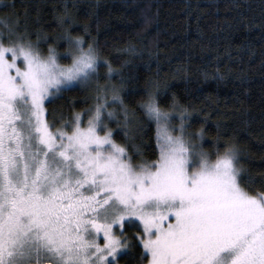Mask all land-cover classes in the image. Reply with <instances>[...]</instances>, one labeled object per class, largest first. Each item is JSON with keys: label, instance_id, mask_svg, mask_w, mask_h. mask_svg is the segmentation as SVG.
Here are the masks:
<instances>
[{"label": "snow or ice", "instance_id": "obj_1", "mask_svg": "<svg viewBox=\"0 0 264 264\" xmlns=\"http://www.w3.org/2000/svg\"><path fill=\"white\" fill-rule=\"evenodd\" d=\"M68 19L35 40L19 21H0V264H118L129 255L136 264H264V192L246 190L254 178L241 176L238 149L217 147L218 131L206 150L204 128L189 131L193 113L175 96L162 109L168 81L144 89L138 117L122 69L95 38L74 37ZM94 83L92 106L60 127L48 121L50 98ZM152 123L156 159L146 160L134 137ZM119 132L140 162L116 142Z\"/></svg>", "mask_w": 264, "mask_h": 264}, {"label": "trees", "instance_id": "obj_2", "mask_svg": "<svg viewBox=\"0 0 264 264\" xmlns=\"http://www.w3.org/2000/svg\"><path fill=\"white\" fill-rule=\"evenodd\" d=\"M61 16L62 27L57 21ZM68 18L75 21L69 28L74 37L87 42L95 38L101 56L122 69L129 93L125 102L138 117L143 118L138 104L144 89L154 81H168L169 88L157 96L160 107L171 111L175 96L193 113L189 131L204 128L206 150L214 151L219 131L222 140L217 147L223 149L224 141L234 145L241 176L254 178L246 190L253 195L264 192V0H0V21L9 25L19 21L33 40L37 32L59 34L68 28ZM85 25L90 35L84 32ZM130 47L135 54L125 51ZM217 69L224 80L212 78ZM106 71L101 69V86ZM95 87L94 83L91 89L76 88L50 98L45 104L48 121L60 127L92 106ZM109 126L117 128L115 122ZM155 131L152 123L134 137L146 160L156 159ZM114 139L135 163L140 162L123 132ZM127 231L131 235L133 229ZM121 262L136 264V258L125 256Z\"/></svg>", "mask_w": 264, "mask_h": 264}, {"label": "rangeland", "instance_id": "obj_3", "mask_svg": "<svg viewBox=\"0 0 264 264\" xmlns=\"http://www.w3.org/2000/svg\"><path fill=\"white\" fill-rule=\"evenodd\" d=\"M176 123H177V125H178V124H179V120H176ZM129 229H130V230L133 229L134 232H136V231L138 230V229H136V228H129ZM134 232H133V233H134Z\"/></svg>", "mask_w": 264, "mask_h": 264}, {"label": "flooded vegetation", "instance_id": "obj_4", "mask_svg": "<svg viewBox=\"0 0 264 264\" xmlns=\"http://www.w3.org/2000/svg\"><path fill=\"white\" fill-rule=\"evenodd\" d=\"M134 232V231H133ZM132 232V233H133ZM125 257V256H124ZM118 264H123L122 262H121V258L119 259V261H118Z\"/></svg>", "mask_w": 264, "mask_h": 264}]
</instances>
